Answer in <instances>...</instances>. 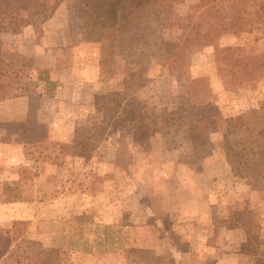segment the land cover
<instances>
[{"label": "rangeland", "instance_id": "obj_1", "mask_svg": "<svg viewBox=\"0 0 264 264\" xmlns=\"http://www.w3.org/2000/svg\"><path fill=\"white\" fill-rule=\"evenodd\" d=\"M130 1L114 26L99 25L103 11L84 22L80 0H49L46 20L0 31V232L25 222L43 260L61 264H264V177L235 174L227 148L240 138L224 140L239 115L260 138L264 70L226 84L216 58L230 45L264 52V29L173 57L165 42L184 36L175 20L199 0L149 19ZM196 115L217 119L209 142L192 137ZM22 122L41 127L42 144L8 134ZM0 264L16 263L0 249Z\"/></svg>", "mask_w": 264, "mask_h": 264}, {"label": "trees", "instance_id": "obj_2", "mask_svg": "<svg viewBox=\"0 0 264 264\" xmlns=\"http://www.w3.org/2000/svg\"><path fill=\"white\" fill-rule=\"evenodd\" d=\"M18 1L0 0V31L6 27L16 31L27 24L36 25L38 22L46 20L56 9V5L50 4L49 0H29L28 3L32 5V9L27 14L12 13L13 5ZM171 1L175 2L176 0H131L129 13L134 12L136 16L142 15L147 19L160 17L162 10ZM119 3L120 0H112L107 4L104 0H80L79 11L86 23L87 21L95 22V15L103 11L105 18L99 25L106 27L110 23L111 26H114ZM120 19H123V16ZM175 21L182 28L184 36L180 43L165 42L170 56L173 55V57L179 55L183 47L211 45L226 34L237 35L243 32L263 30L264 0H199L191 4L187 13L178 16ZM216 58L219 73L226 84H244L254 79L258 70H264V52L249 55L245 53L244 48L230 45L217 49ZM195 82L197 80H191L190 85ZM47 83L52 88L54 83L52 81H47ZM2 94L3 92H0V97ZM199 115H196L189 129L196 143L203 138L205 142H209L208 132L217 130V119L212 115L206 117H199ZM230 121V126L224 133L225 144L230 142V135L236 134L240 140L235 138V147L232 145L227 148L228 151L230 150L229 162L233 165L235 174L242 178L250 179L252 177L254 181H257L260 176L264 177V168H261L260 164L264 159V127L259 131L260 138H252L247 132L245 116L239 115L231 118ZM12 127L16 128L13 131L8 129V134L11 135L13 132L19 134L26 144L39 145L45 139L41 127L35 123L22 122ZM136 130L138 142L148 141L151 131L149 125L142 126L140 123ZM261 140L262 143L257 144ZM63 146L66 148L67 144ZM256 146L259 148L255 149ZM251 172L256 175L252 176ZM24 224L23 221H15L11 228L0 232V249L4 262L61 264L59 261L54 263L43 260L38 243L25 236ZM10 241H14V243L10 245Z\"/></svg>", "mask_w": 264, "mask_h": 264}]
</instances>
